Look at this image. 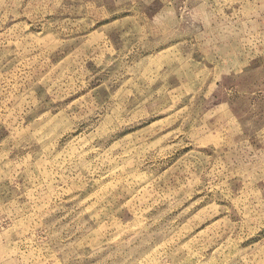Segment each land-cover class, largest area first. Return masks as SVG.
<instances>
[{
  "label": "rangeland",
  "instance_id": "rangeland-1",
  "mask_svg": "<svg viewBox=\"0 0 264 264\" xmlns=\"http://www.w3.org/2000/svg\"><path fill=\"white\" fill-rule=\"evenodd\" d=\"M0 264H264V0H0Z\"/></svg>",
  "mask_w": 264,
  "mask_h": 264
}]
</instances>
